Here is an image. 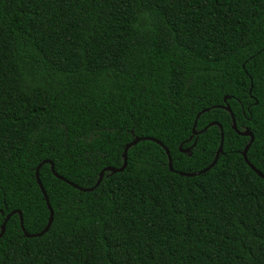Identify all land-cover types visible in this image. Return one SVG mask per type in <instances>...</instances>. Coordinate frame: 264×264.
<instances>
[{
  "label": "trees",
  "instance_id": "obj_1",
  "mask_svg": "<svg viewBox=\"0 0 264 264\" xmlns=\"http://www.w3.org/2000/svg\"><path fill=\"white\" fill-rule=\"evenodd\" d=\"M264 174V0H0V225L49 218L35 168L81 188L150 137L172 169L206 168L223 105ZM222 154L168 170L139 141L91 192L38 171L39 237L12 215L0 264H264V180L222 108ZM193 143L189 155L179 151Z\"/></svg>",
  "mask_w": 264,
  "mask_h": 264
},
{
  "label": "water",
  "instance_id": "obj_2",
  "mask_svg": "<svg viewBox=\"0 0 264 264\" xmlns=\"http://www.w3.org/2000/svg\"><path fill=\"white\" fill-rule=\"evenodd\" d=\"M226 100H227V97H224L223 98V105H220V106H213L211 108H222L224 109L226 112H228L230 118H231V128L232 130L238 135V136H244V137H248V142L247 144L244 146V148L242 149V151L240 152V155L242 156L243 158V161L245 162V164L257 175V177H259L260 179L264 180V174H262L260 171H258L252 164H250L246 158V154H247V151L251 145V143L253 142V134L250 132L249 129H244L243 131H239L236 127V124H235V120H234V117H233V114L230 110V107L229 105L226 103ZM211 108H205V109H202L201 111H199L196 116H195V119H194V122H193V128H192V136H195V135H198L202 132H204L208 127L212 126V125H217L218 128H219V133H220V141H219V145H218V148L216 150V153L214 155V159L213 161L204 169L200 170V171H197V172H194V173H184V172H178V171H174L172 169V164H171V157H170V154L168 152V150L157 140L153 139V138H150V137H135L130 143L126 144L124 146V150H123V153H122V159H123V163H122V166L120 168H112V167H106L104 169H102L98 175V179L95 183V185L91 188H81L75 184H73L72 182L70 181H67L65 180L64 178H62L61 176H59L58 174L55 173L54 171V167H53V164L51 161L49 160H44L42 162H40L36 168H35V181H36V184L38 185V188L43 196V199H44V202H45V205H46V208L48 209V212H49V218H48V222L45 226V228L37 233V234H29L27 232L24 231V228H23V223H22V215H21V212L19 210H14V211H11L9 214H7L2 222V224L0 225V237L3 235L4 233V230H5V224L6 222L8 221V219L14 215V214H17L18 215V219H19V226H20V230L22 231V235L26 238H31V237H39L41 236L42 234H44L49 226H50V223H51V220H52V216H53V212H52V209L50 207V204L48 202V198L46 196V193L42 187V184L39 180V176H38V171H39V168L43 165V164H49V168H50V172L53 174V176L55 178H57L58 180H61L63 181L64 183H66L67 185L71 186L72 188L78 190V191H81V192H91L93 191L98 185L99 183L101 182L102 180V177L104 175V173L106 171H109L110 174H114V173H117V172H121L124 170V168L126 167V152L127 150L135 145L136 143H138L139 141H151V142H154L156 143L157 145H159L165 152L166 156H167V161H168V170L171 171V172H174V173H177L178 175L180 176H183V177H195V176H198L200 174H203L205 173L206 171H208L217 161L218 159V156L220 154H222V141H223V132H222V128L219 124H217L216 122H211L209 124H207L201 131L199 132H196L194 130V127L196 125V121L198 119V117L202 114V113H205L207 111H209ZM195 143H193L190 147L186 148V149H181L179 148V151L182 152V153H186L189 155V152L191 150V148L194 146Z\"/></svg>",
  "mask_w": 264,
  "mask_h": 264
}]
</instances>
